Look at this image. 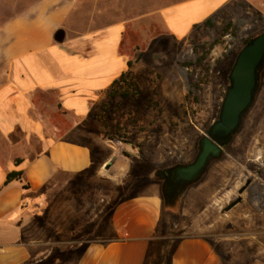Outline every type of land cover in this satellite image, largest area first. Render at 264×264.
<instances>
[{
	"label": "crops",
	"instance_id": "1",
	"mask_svg": "<svg viewBox=\"0 0 264 264\" xmlns=\"http://www.w3.org/2000/svg\"><path fill=\"white\" fill-rule=\"evenodd\" d=\"M112 1L38 0L0 23V264H217L205 234L164 233L158 183L113 205V187L128 173L105 174L104 146L92 142L95 115L129 70L127 5ZM160 1L163 28L179 42L240 2L264 11V0ZM95 170L109 181L108 224L104 237L82 241V182ZM13 171L24 181L5 186ZM95 204L89 226L99 218Z\"/></svg>",
	"mask_w": 264,
	"mask_h": 264
},
{
	"label": "rangeland",
	"instance_id": "2",
	"mask_svg": "<svg viewBox=\"0 0 264 264\" xmlns=\"http://www.w3.org/2000/svg\"><path fill=\"white\" fill-rule=\"evenodd\" d=\"M36 1L0 0V23ZM159 1L120 0L121 6L127 5L121 52L132 62L130 71L142 94L107 97L95 118L92 142L103 144L101 156L110 167L104 166V173L116 167L128 173L113 187L114 207L122 196V200L136 196L151 183L161 186L156 171L195 160L200 140L218 119L237 55L247 38L264 32V11L240 2L216 17L213 27L196 29L179 42L163 28L158 10L164 3ZM118 2L112 1L113 9ZM230 21L233 28L224 32ZM198 81L201 88L194 89ZM127 90L136 93L133 84L123 83L119 91ZM228 148L236 156L226 149L163 216L161 225L164 233L177 237L208 236L217 264H264V67L254 105ZM95 172L83 180L82 188L89 193L86 211L95 200L99 218L89 226L90 213L82 212V241L104 237L108 224L104 207L109 181ZM249 179L252 183L242 201L225 211Z\"/></svg>",
	"mask_w": 264,
	"mask_h": 264
},
{
	"label": "water",
	"instance_id": "3",
	"mask_svg": "<svg viewBox=\"0 0 264 264\" xmlns=\"http://www.w3.org/2000/svg\"><path fill=\"white\" fill-rule=\"evenodd\" d=\"M66 38L64 30L55 33L54 39L62 43ZM264 67V32L247 42L232 66L229 85L220 109L218 119L209 127L199 142V151L192 163L180 164L169 170L171 187H179L183 195L186 188L199 182L213 161L223 157L226 147L242 127L244 117L254 105ZM252 182L247 180L239 190L240 196L231 202L225 211H230L242 201V194ZM165 192L163 196L165 200Z\"/></svg>",
	"mask_w": 264,
	"mask_h": 264
},
{
	"label": "trees",
	"instance_id": "4",
	"mask_svg": "<svg viewBox=\"0 0 264 264\" xmlns=\"http://www.w3.org/2000/svg\"><path fill=\"white\" fill-rule=\"evenodd\" d=\"M201 27H206V28L213 27V19L210 18V19L206 20L202 25H197L195 27V29H199ZM232 28H233V22L230 21L226 25V27L224 28V32H229ZM252 38L253 37L247 38L246 41H245V44L247 42H249ZM157 57H159V55H157ZM128 66H129V70L127 72L123 73L116 81H114V83L112 85V88L110 89V91L108 93V96L109 97H112L113 98V97L117 96L119 93L124 98H128L130 96H139V95L142 94L141 89L134 82V79H135L134 78V75L130 71V68L132 66V62L131 61H129ZM183 66L184 67H189L190 64L183 63ZM123 83L128 84V85H132L133 84L135 86V88H136V93H131L129 90H127L125 92H120L119 90H120V88H121V86H122ZM201 84H202V82H199L198 81L197 83L194 84V87L193 88L194 89H200L201 88ZM95 118H99V114H96L95 115ZM227 152L230 153V154H232V155H234V156H236V153L232 149H230V148H227ZM16 163L19 164L20 163V160H17ZM172 167H174V166H172ZM13 181H21V182H23L24 181V172H22V171H19V172L13 171V172L8 173L4 185L7 186L11 182H13ZM153 182H155V180ZM23 187L25 189H28L29 188L28 184H26V183H24ZM164 207H165V213H164L165 216L168 215L169 210H174V208H173L174 205L168 204L166 200H164Z\"/></svg>",
	"mask_w": 264,
	"mask_h": 264
},
{
	"label": "flooded vegetation",
	"instance_id": "5",
	"mask_svg": "<svg viewBox=\"0 0 264 264\" xmlns=\"http://www.w3.org/2000/svg\"><path fill=\"white\" fill-rule=\"evenodd\" d=\"M227 148L228 147H226V149ZM171 169L169 168V169H165V170L156 171V173H154V176L158 179L159 183H161L162 193H163V190H164V192L166 194L165 195V200L167 201V203L170 204V205H175L179 201V199L182 197V195L179 192V187L178 186H176V187L169 186L172 183V179H171L170 174H169V170H171ZM251 183H250V185H251ZM191 185H193V184H191ZM190 186H188L186 188V190ZM163 198H164V196H163Z\"/></svg>",
	"mask_w": 264,
	"mask_h": 264
}]
</instances>
